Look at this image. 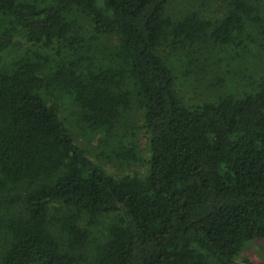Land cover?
Instances as JSON below:
<instances>
[{"label": "trees", "instance_id": "1", "mask_svg": "<svg viewBox=\"0 0 264 264\" xmlns=\"http://www.w3.org/2000/svg\"><path fill=\"white\" fill-rule=\"evenodd\" d=\"M195 1L222 16L0 0V264H238L264 240V0Z\"/></svg>", "mask_w": 264, "mask_h": 264}, {"label": "rangeland", "instance_id": "2", "mask_svg": "<svg viewBox=\"0 0 264 264\" xmlns=\"http://www.w3.org/2000/svg\"><path fill=\"white\" fill-rule=\"evenodd\" d=\"M167 15L169 17H171L172 19L177 18L179 16H184V15H189V14H195L198 17L204 19V20H209V21H214L218 18H220V16H222L223 14V8L219 5V4H208L206 6L201 7L195 0H171V2L169 3L168 7H167V11H166ZM229 56L221 54V53H215L214 56L211 58V63L209 64L210 67V71H216V62H218L220 65L228 66V71L232 74H236L237 70H242L241 66H236L234 67V65L230 62H228V58ZM172 60V58L170 59ZM172 65H175L174 61L172 60ZM214 64V65H213ZM218 65V66H220ZM208 67V68H209ZM225 71H227L226 69L224 70V68L221 69V73H225ZM220 72V70H219ZM212 73V72H211ZM207 74V75H201L203 76V84H199L197 86L194 85L193 82V86L195 87H188V83L187 84H180L179 82L177 83V90H179V93L181 94V96H183L184 98L187 99H192V97L194 96L193 93L196 92L197 95H199V97L197 98V96L193 97V100L198 102L199 100L201 101L203 99V96L207 93H209V90L206 89V85H208L209 81L211 80L212 75ZM176 78L179 80V74H177L176 71ZM201 78V79H202ZM227 79H231V78H227ZM224 93H232V88L227 86L226 88L223 89ZM216 93V91H215ZM197 99V100H196ZM68 106H64L62 107V116L63 117H67V112L68 111L67 108ZM70 109V108H68ZM71 110V109H70ZM80 145H82V147H84L85 149H87L88 153H89V157L93 160H95L94 158V154H95V148L96 145L94 142H89L86 143L85 141H83L81 138L78 139ZM142 141L139 140V145L142 148ZM96 164L100 163L99 161L95 160L94 161ZM101 164V163H100ZM106 171L116 177H121L124 175H132L134 173L137 174H142L144 172V168L142 166H140L139 164L136 165H129L126 167H119L116 165H110V164H104ZM236 262L238 264H243L245 262L247 263H251V264H264V240H260V241H253L250 243H247L241 253L238 255V257L236 258Z\"/></svg>", "mask_w": 264, "mask_h": 264}]
</instances>
